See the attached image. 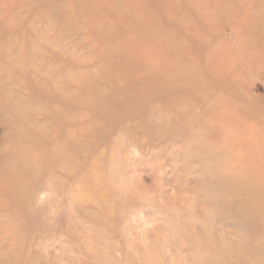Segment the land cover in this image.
<instances>
[{"label": "rangeland", "instance_id": "rangeland-1", "mask_svg": "<svg viewBox=\"0 0 264 264\" xmlns=\"http://www.w3.org/2000/svg\"><path fill=\"white\" fill-rule=\"evenodd\" d=\"M0 264H264V0H0Z\"/></svg>", "mask_w": 264, "mask_h": 264}]
</instances>
